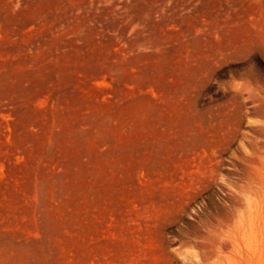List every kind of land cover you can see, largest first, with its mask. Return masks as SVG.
Wrapping results in <instances>:
<instances>
[{"label": "rangeland", "instance_id": "rangeland-1", "mask_svg": "<svg viewBox=\"0 0 264 264\" xmlns=\"http://www.w3.org/2000/svg\"><path fill=\"white\" fill-rule=\"evenodd\" d=\"M251 85L264 0H0V264H264Z\"/></svg>", "mask_w": 264, "mask_h": 264}, {"label": "bare ground", "instance_id": "bare-ground-1", "mask_svg": "<svg viewBox=\"0 0 264 264\" xmlns=\"http://www.w3.org/2000/svg\"><path fill=\"white\" fill-rule=\"evenodd\" d=\"M252 71L250 70L249 73H251ZM251 86L252 87L250 89L246 88V90H249L252 97L255 98L257 101L263 102V105H264V89H262L261 87L253 86V85H251ZM263 132H264V130H263ZM251 175H252V177L248 180V183H246L245 189L248 190V193L251 196H253V198L254 197H260V198L264 199V164H263L262 170H255V172ZM248 233H250V232H248ZM224 246H225V244H224Z\"/></svg>", "mask_w": 264, "mask_h": 264}]
</instances>
